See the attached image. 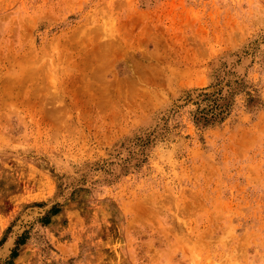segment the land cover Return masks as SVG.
Instances as JSON below:
<instances>
[{"label": "rangeland", "instance_id": "obj_1", "mask_svg": "<svg viewBox=\"0 0 264 264\" xmlns=\"http://www.w3.org/2000/svg\"><path fill=\"white\" fill-rule=\"evenodd\" d=\"M0 264H264V0H0Z\"/></svg>", "mask_w": 264, "mask_h": 264}, {"label": "trees", "instance_id": "obj_2", "mask_svg": "<svg viewBox=\"0 0 264 264\" xmlns=\"http://www.w3.org/2000/svg\"><path fill=\"white\" fill-rule=\"evenodd\" d=\"M13 257H15V256L13 255Z\"/></svg>", "mask_w": 264, "mask_h": 264}]
</instances>
